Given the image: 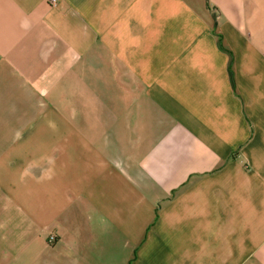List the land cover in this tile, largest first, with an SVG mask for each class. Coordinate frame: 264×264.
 I'll return each mask as SVG.
<instances>
[{
  "label": "crops",
  "instance_id": "0c3cea01",
  "mask_svg": "<svg viewBox=\"0 0 264 264\" xmlns=\"http://www.w3.org/2000/svg\"><path fill=\"white\" fill-rule=\"evenodd\" d=\"M0 117V264H264V0H0Z\"/></svg>",
  "mask_w": 264,
  "mask_h": 264
},
{
  "label": "rangeland",
  "instance_id": "374dc122",
  "mask_svg": "<svg viewBox=\"0 0 264 264\" xmlns=\"http://www.w3.org/2000/svg\"><path fill=\"white\" fill-rule=\"evenodd\" d=\"M6 121L5 119L0 117V139H5V138H10L11 130L12 128H9L5 125ZM50 129V127H46L43 125H36L31 129V133L29 136H26V138H42L44 137V133ZM23 132V129H22ZM24 133V132H23ZM24 139V137H23ZM0 201H1V196H0Z\"/></svg>",
  "mask_w": 264,
  "mask_h": 264
},
{
  "label": "trees",
  "instance_id": "16d2710c",
  "mask_svg": "<svg viewBox=\"0 0 264 264\" xmlns=\"http://www.w3.org/2000/svg\"><path fill=\"white\" fill-rule=\"evenodd\" d=\"M218 45L220 46V48H224L223 45H222V42H221V39L218 38ZM229 64H228V72H229V76H230V81L232 83V85H234V82H233V73H232V69H231V58L229 60Z\"/></svg>",
  "mask_w": 264,
  "mask_h": 264
},
{
  "label": "built area",
  "instance_id": "2783aa9c",
  "mask_svg": "<svg viewBox=\"0 0 264 264\" xmlns=\"http://www.w3.org/2000/svg\"><path fill=\"white\" fill-rule=\"evenodd\" d=\"M47 2H48V4H50V5H55L56 2H57V0H47ZM55 239H56L55 235L51 233V234L48 235L47 242H48L49 244H52V243L55 241Z\"/></svg>",
  "mask_w": 264,
  "mask_h": 264
}]
</instances>
